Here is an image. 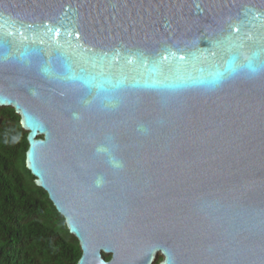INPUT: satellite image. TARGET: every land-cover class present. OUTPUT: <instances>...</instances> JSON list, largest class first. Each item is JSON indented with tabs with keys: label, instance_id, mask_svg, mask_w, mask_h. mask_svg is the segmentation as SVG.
Masks as SVG:
<instances>
[{
	"label": "water",
	"instance_id": "water-1",
	"mask_svg": "<svg viewBox=\"0 0 264 264\" xmlns=\"http://www.w3.org/2000/svg\"><path fill=\"white\" fill-rule=\"evenodd\" d=\"M0 106L77 264H264V0H0Z\"/></svg>",
	"mask_w": 264,
	"mask_h": 264
},
{
	"label": "trees",
	"instance_id": "trees-1",
	"mask_svg": "<svg viewBox=\"0 0 264 264\" xmlns=\"http://www.w3.org/2000/svg\"><path fill=\"white\" fill-rule=\"evenodd\" d=\"M27 134L14 108L0 106V264H77V238L26 167Z\"/></svg>",
	"mask_w": 264,
	"mask_h": 264
},
{
	"label": "flooded vegetation",
	"instance_id": "flooded-vegetation-1",
	"mask_svg": "<svg viewBox=\"0 0 264 264\" xmlns=\"http://www.w3.org/2000/svg\"><path fill=\"white\" fill-rule=\"evenodd\" d=\"M160 256V258H159V261L162 259V256L160 255V254H158V256L157 257H159ZM156 257V258H157ZM159 261H158V263H159Z\"/></svg>",
	"mask_w": 264,
	"mask_h": 264
}]
</instances>
